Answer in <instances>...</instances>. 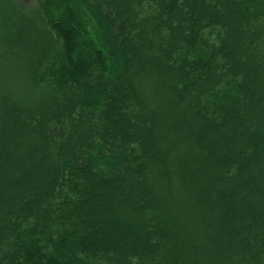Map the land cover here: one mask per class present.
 I'll return each instance as SVG.
<instances>
[{
	"label": "trees",
	"instance_id": "obj_1",
	"mask_svg": "<svg viewBox=\"0 0 264 264\" xmlns=\"http://www.w3.org/2000/svg\"><path fill=\"white\" fill-rule=\"evenodd\" d=\"M0 264H264V0H0Z\"/></svg>",
	"mask_w": 264,
	"mask_h": 264
},
{
	"label": "rangeland",
	"instance_id": "obj_2",
	"mask_svg": "<svg viewBox=\"0 0 264 264\" xmlns=\"http://www.w3.org/2000/svg\"><path fill=\"white\" fill-rule=\"evenodd\" d=\"M22 2H24V3H26V4H29L30 5V2L32 1V0H21Z\"/></svg>",
	"mask_w": 264,
	"mask_h": 264
}]
</instances>
